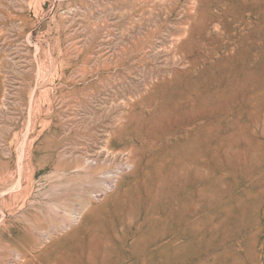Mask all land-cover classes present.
<instances>
[{
  "label": "rangeland",
  "instance_id": "374dc122",
  "mask_svg": "<svg viewBox=\"0 0 264 264\" xmlns=\"http://www.w3.org/2000/svg\"><path fill=\"white\" fill-rule=\"evenodd\" d=\"M0 264H264V0H0Z\"/></svg>",
  "mask_w": 264,
  "mask_h": 264
}]
</instances>
